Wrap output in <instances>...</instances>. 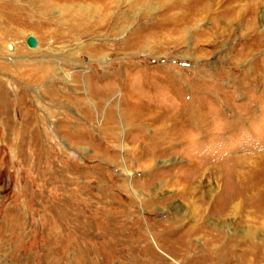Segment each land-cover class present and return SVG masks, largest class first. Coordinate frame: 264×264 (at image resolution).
Here are the masks:
<instances>
[{
  "label": "rangeland",
  "instance_id": "rangeland-1",
  "mask_svg": "<svg viewBox=\"0 0 264 264\" xmlns=\"http://www.w3.org/2000/svg\"><path fill=\"white\" fill-rule=\"evenodd\" d=\"M63 1L0 23V264H264V0Z\"/></svg>",
  "mask_w": 264,
  "mask_h": 264
},
{
  "label": "bare ground",
  "instance_id": "bare-ground-1",
  "mask_svg": "<svg viewBox=\"0 0 264 264\" xmlns=\"http://www.w3.org/2000/svg\"><path fill=\"white\" fill-rule=\"evenodd\" d=\"M20 1H22V0H18V1H11V4H7L4 0H0V23H2V20H4V15H6V14H9L10 12H13V9H17L18 8V6L17 5H13V4H18ZM42 3H41V6L43 7V11H47V6L49 5V4H52L53 2H64L63 0H40ZM95 1H99V2H101V5H102V7H103V10H106L107 8H108V6H109V4H112L113 2H114V0H95ZM103 4H104V6H106L107 8L106 9H104V6H103ZM7 8H9V9H11V11H6L7 10ZM79 21V20H78ZM81 22H83V21H81ZM73 23H74V21H73ZM66 26V25H65ZM79 25L78 24H68V26L64 29V31L66 30V31H68V30H76V29H79V27H78ZM8 49L9 50H12V47H11V45L10 46H8ZM252 161V160H251ZM256 161H254V163L253 164H258V163H255ZM255 166V165H254ZM255 169H257V168H255ZM259 172H260V174H263V176H264V164H262L261 166H260V169H259ZM127 175H131L130 174V172L128 173L127 172ZM264 178V177H263ZM257 180V179H256ZM263 182H264V179H263ZM263 187H264V185H263ZM232 199V198H231ZM226 202V201H225ZM231 204V206H229ZM233 203H230V199L228 200V202H227V206L230 208V209H237V204H239V202H236V203H234L233 205H232ZM226 217H223L222 219H221V223H223L222 225H226ZM225 221V222H224ZM198 227H193V229L195 230V231H198V229H200V227L197 229Z\"/></svg>",
  "mask_w": 264,
  "mask_h": 264
},
{
  "label": "water",
  "instance_id": "water-1",
  "mask_svg": "<svg viewBox=\"0 0 264 264\" xmlns=\"http://www.w3.org/2000/svg\"><path fill=\"white\" fill-rule=\"evenodd\" d=\"M25 43L29 48H35L37 46V40L32 36L27 37Z\"/></svg>",
  "mask_w": 264,
  "mask_h": 264
}]
</instances>
